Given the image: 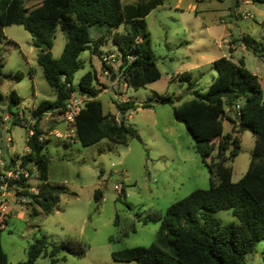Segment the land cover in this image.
Returning <instances> with one entry per match:
<instances>
[{"label":"rangeland","instance_id":"374dc122","mask_svg":"<svg viewBox=\"0 0 264 264\" xmlns=\"http://www.w3.org/2000/svg\"><path fill=\"white\" fill-rule=\"evenodd\" d=\"M37 1L32 0L30 3L35 4ZM134 1L122 0L124 4ZM195 2L198 4L196 11L189 7ZM238 3L239 6L234 7L233 0H165L153 9L145 21L160 76L139 88H127L121 76L112 83L110 77L103 74L101 55L105 52H120L111 34L106 32V27L89 28L91 41L101 35L105 41L99 47L100 57L90 52L89 47L93 42L88 43L80 53L78 60L81 67L74 73L73 85H78L85 72L95 69V84L101 89L98 99L103 112L117 113L115 118L132 127L136 134L127 135L125 142L103 139L86 146L75 141L76 138L72 136L67 137L65 142L63 138L49 136L50 140L43 149L49 160L48 180L64 184L74 194H61L57 208L50 214L30 216V198L14 191L15 200L9 199L12 213L6 218L4 229L0 230V244L7 264L24 262L30 244L42 237L56 244L77 238L85 246L84 253L80 255L60 251L55 256L57 261L54 264H135L134 261L115 260L112 252L127 247L149 246L155 242L160 220L153 219L152 215L163 216L170 204L186 197L193 190L209 187L210 174L195 149V142L184 123L173 114L174 106L193 98L186 88L187 81L180 80L178 75L189 72L196 89H207L216 75L211 63L198 69L189 66L199 60L200 54L205 60L229 54L227 44L219 38L218 21L219 16H225L230 10L234 11L238 19V27L231 28L236 36L248 34L264 42V4L244 3L242 0ZM244 10L251 17L240 15ZM3 31L6 37L0 41L3 72L14 74L19 71L21 77L0 80V91L4 95L0 102V140L10 153L13 150L22 154L26 150L28 128L22 123L13 124L11 113L22 109L27 115L34 104L44 99L53 100L56 93L46 82L37 61L31 59L33 69L28 65L27 57L36 54L29 32L20 24L5 26ZM114 31L126 32V25L120 24ZM236 39L232 42H237ZM65 41L64 33L57 28L51 49L54 58L60 56ZM233 56L243 58L245 67L257 75L264 101V58L244 49H237ZM110 67L116 71V66ZM12 90L17 92L20 100L8 110V95ZM160 95L171 96L172 102H160ZM178 96L182 98L175 101ZM124 100L134 101L139 107L122 115L115 102ZM144 101L150 104L146 108L141 107ZM243 102L244 98L240 97L233 107L225 106L232 120H236L235 111ZM6 115L8 118H5ZM232 120L224 117L222 133L232 132ZM41 123L43 127L48 126V119H43ZM8 137L12 142L7 140ZM254 140L251 131L241 132L238 153L227 163L232 168V182H237L247 170ZM207 161L210 162V157ZM33 183L39 184L40 180H33ZM116 184L123 186V193L114 188ZM97 189L100 195L95 197ZM213 214L221 223L236 221L231 210ZM50 248L48 245L47 250ZM49 262V256L42 255L34 264ZM244 263L264 264V239L246 254Z\"/></svg>","mask_w":264,"mask_h":264},{"label":"trees","instance_id":"16d2710c","mask_svg":"<svg viewBox=\"0 0 264 264\" xmlns=\"http://www.w3.org/2000/svg\"><path fill=\"white\" fill-rule=\"evenodd\" d=\"M30 0H0V41L5 40L3 28L20 24L31 35V44L36 49V61L42 67L46 82L55 89V99L41 100L28 110L35 118L34 132L28 136V151L15 155L6 168L13 166L15 159L22 164L32 162L36 165L40 180L38 192L20 191L30 198L29 215L50 214L58 206L60 195L69 192L64 184L48 180V157L43 153L49 139L38 140L43 133L40 121L47 112L64 106L71 92L76 91L87 97L75 120V138L83 146L98 143L103 139L110 142H125L127 135H135V130L124 124H118L115 115L104 113L98 99L101 89L96 86L95 69L85 72L78 85H73L74 73L81 67L80 53L88 43L92 54L100 57L99 47L104 43L103 35L91 41L89 28L104 26L111 34L122 59L118 67L125 86L139 88L159 78L160 72L150 47V33L145 16L165 0H138L135 4L123 5L121 0H39L28 4ZM264 4V0H250ZM238 0L233 3L236 4ZM120 24L126 25V32L114 31ZM264 26V22L262 23ZM59 28L66 41L58 58L52 56L53 38ZM253 55L264 58V42L248 34L236 39ZM132 60L128 61L127 56ZM216 71L207 89L200 91L191 80V73L178 75L187 81L186 88L193 98L173 107L175 118L184 123L185 128L195 142V149L202 157L210 174L209 187L196 189L186 197L170 204L163 216L153 214L160 220L156 241L149 246L127 247L112 252L117 261L135 264H242L246 254L264 239V101L260 81L253 72L245 67L240 58L237 63L231 58L221 56L211 63ZM0 56V80L5 77H21L3 72ZM111 74L112 67L103 65ZM224 92H231L228 102ZM4 95L0 91V102ZM244 98L243 104L232 120L225 106L233 107L235 101ZM15 90L8 95V106L19 102ZM162 103L172 102L169 95H160ZM121 114L139 106L131 100L116 101ZM148 101L142 108L148 107ZM17 113V112H16ZM12 114V123L20 124ZM233 121L232 132L222 133L223 119ZM251 131L254 146L250 162L243 176L231 181L232 168L227 163L237 155L240 148V134ZM210 157V162L207 158ZM13 181L11 182V184ZM19 191H17L18 193ZM74 194V192H69ZM121 193L123 186L121 185ZM100 191H95V197ZM231 210L236 221L221 223L214 212ZM145 222L146 219H143ZM134 230V229H133ZM51 248L47 250V246ZM65 251L69 254L84 253L85 246L77 238L56 244L49 243L44 237L36 239L27 250V259L20 264H34L44 255L50 258L49 264L57 261L56 254ZM0 264H7V258L0 244Z\"/></svg>","mask_w":264,"mask_h":264},{"label":"built area","instance_id":"2783aa9c","mask_svg":"<svg viewBox=\"0 0 264 264\" xmlns=\"http://www.w3.org/2000/svg\"><path fill=\"white\" fill-rule=\"evenodd\" d=\"M243 17H251V14L247 11H242L240 13ZM131 55L127 56V60H132ZM100 62L102 65L106 66H116L115 74H111L106 68L103 69V74L105 76H113L114 79L112 83L118 80V77L121 76L120 72L117 70L119 65L122 62L120 53L105 52L100 57ZM87 100V97L79 94L76 91L70 93L68 99L66 100L64 106L59 109L51 112H47L44 116L54 121L57 118L61 119L63 124V129H51L47 133H41L38 136V140L42 141L48 139L49 136H54L56 138L75 137V120L79 114L81 108L84 105V102ZM16 118L19 120L22 125L28 128L27 138L32 135L34 132L33 124L35 118L29 116L24 112V110L19 109L16 113ZM115 121L119 124L120 120L115 118ZM11 142L10 137L7 138ZM1 143V140H0ZM6 163H8L1 154L0 151V230L4 229L6 224V218L10 213L9 199L14 201L15 192L19 191L18 194H21L20 191L26 189L29 193L36 194L38 192V184L33 183L34 181H39L37 178V168L36 165L32 162L27 164H22L20 160L15 159V162L12 167L6 168ZM13 183L11 184V182ZM116 190H121V184L114 185Z\"/></svg>","mask_w":264,"mask_h":264},{"label":"crops","instance_id":"0c3cea01","mask_svg":"<svg viewBox=\"0 0 264 264\" xmlns=\"http://www.w3.org/2000/svg\"><path fill=\"white\" fill-rule=\"evenodd\" d=\"M32 0H30L28 3L29 4H31L30 2H31ZM235 0H233V2H234ZM121 2H122V0H121ZM138 2V0H135L134 2H132V3H126V4H135V3H137ZM238 2H239V0H238ZM236 3V4H234V7H238L239 6V3ZM242 2H244V3H248V2H251L250 0H242ZM122 4L123 5H126V4H124L123 2H122ZM157 7V6H156ZM155 7V8H156ZM189 7L191 8V9H195V11L197 10V8H198V4L195 2V3H191V4H189ZM155 8H153V9H155ZM152 9V10H153ZM151 10V11H152ZM150 11V12H151ZM149 12V13H150ZM148 13V14H149ZM147 14V15H148ZM146 15V16H147ZM145 16V17H146ZM227 17V18H226ZM226 18V19H225ZM218 23H220V31H219V38H221V39H223V41H225V43L227 44V46H228V51H229V54H221V56H226V57H229V58H231V60L232 61H234V62H236L237 63V61L239 60V59H237V58H235L234 56H233V54L236 52V50L237 49H244V50H247L244 46H243V44L241 43V42H235V43H233L232 42V40L233 39H236V38H238V37H240V35H235L233 32H232V30H231V28H234V27H238L237 26V24H238V19L236 18V14L234 13V11L232 10H230L229 11V13H227L225 16H219V21H218ZM147 25V24H146ZM238 29V28H237ZM115 30V29H114ZM225 37H228V38H225ZM218 44V43H217ZM218 46H220V44H218ZM205 48L206 49H208L209 48V46L208 45H206L205 46ZM30 52H31V49H30ZM220 56V57H221ZM31 59H35L36 60V54H35V56H31V57H27V61L29 62V67H30V69H33V66H31ZM204 59V60H203ZM243 59V58H242ZM215 60V59H214ZM214 60H208V59H206L205 60V57H203V55L202 54H200L199 55V60L196 62V63H194V64H192L191 66H189L190 68H193V69H198V68H200V67H202L204 64H206V63H212ZM99 96V95H98ZM37 104V103H36ZM36 104H34L32 107H34ZM3 111V110H2ZM113 115H117V113H115V114H113ZM47 116H44L43 117V119L45 120V119H48V126H45V127H43L42 126V120L40 121V123H39V127H40V129L42 130V132L43 133H47L49 130H51V129H63V124H62V122H61V119H59V118H57L56 120H54V121H52V120H50L49 118H46ZM5 118H8V115H6L5 116ZM11 139V138H10ZM57 139H60V138H57ZM27 140V139H26ZM50 140V139H49ZM64 142H65V140L66 139H62ZM75 141H77V140H75ZM11 142H12V139H11ZM6 149V148H5ZM28 151V148H27V146H26V150H25V152H27ZM6 153L9 155V159H10V161L9 162H11V159L12 158H14L15 157V155H17V153L15 152V151H11V153L8 151V149H6ZM24 153V152H23ZM22 153V154H23ZM18 155H21V154H18ZM4 158V157H3ZM10 209H11V207H10ZM11 213H12V210H10V213L8 214V216L9 215H11ZM7 216V217H8Z\"/></svg>","mask_w":264,"mask_h":264},{"label":"water","instance_id":"95a60500","mask_svg":"<svg viewBox=\"0 0 264 264\" xmlns=\"http://www.w3.org/2000/svg\"><path fill=\"white\" fill-rule=\"evenodd\" d=\"M114 79V75L110 77V81H113ZM223 97L229 102L231 100V97H232V93L231 92H224L223 93ZM182 98V96H178L175 98V101H179L180 99ZM2 111V110H1ZM123 115V114H122ZM124 118V117H123ZM122 118V119H123ZM0 151H1V154L3 155L4 159L9 162L10 159H9V155L6 153V149L5 147L3 146L2 142L0 143ZM242 264H245V263H242Z\"/></svg>","mask_w":264,"mask_h":264}]
</instances>
